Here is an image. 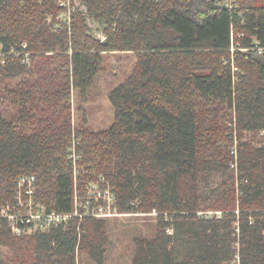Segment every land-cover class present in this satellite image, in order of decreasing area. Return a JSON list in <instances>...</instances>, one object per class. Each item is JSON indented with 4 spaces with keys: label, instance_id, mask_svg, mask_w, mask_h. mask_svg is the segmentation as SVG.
Returning <instances> with one entry per match:
<instances>
[{
    "label": "trees",
    "instance_id": "16d2710c",
    "mask_svg": "<svg viewBox=\"0 0 264 264\" xmlns=\"http://www.w3.org/2000/svg\"><path fill=\"white\" fill-rule=\"evenodd\" d=\"M61 1L0 0V204L32 174L37 203L73 213L75 141L81 188L105 175L120 212L160 213L131 264H264V146L242 140L264 131V0H81L59 20ZM110 51L138 52V71L110 92V128L74 130L72 89L87 91ZM61 57L63 81L49 70ZM236 137L231 168L221 141ZM210 208L222 216L199 214ZM108 221L73 217L28 237L0 217V246L29 239L31 264L80 253L104 264Z\"/></svg>",
    "mask_w": 264,
    "mask_h": 264
},
{
    "label": "rangeland",
    "instance_id": "374dc122",
    "mask_svg": "<svg viewBox=\"0 0 264 264\" xmlns=\"http://www.w3.org/2000/svg\"><path fill=\"white\" fill-rule=\"evenodd\" d=\"M72 3L73 5H70L69 1L63 0L60 2L66 10L62 11L57 19L61 20L69 16L70 6H81V0H72ZM258 3H261V1L258 0ZM89 22L91 33L95 37L104 40L106 38V25L102 21H96L92 18L89 19ZM56 60L57 59H55V62L51 63L49 70H51L50 73L53 76L56 75L63 81L65 71L70 70L71 72V67L65 62L64 57ZM139 63V53L136 51H110L103 54L101 69L95 77L93 85L87 91H82L79 88L72 89L69 99L71 108L68 112L70 111V120L74 130L81 128L82 130L89 129L92 131H102L113 125L115 120V108L109 98L110 92L135 74L138 71ZM241 74L243 75L244 72L242 71ZM60 81L55 82L60 84ZM33 121L36 120H30L28 122L31 123ZM37 124L38 122L35 123V125ZM228 125L232 127L235 126V123L233 120H229ZM242 140L248 141L251 143V146L262 147L264 146V131L258 133L246 132L244 133ZM239 143L240 140L237 137L232 144L226 141V139L221 141V144L226 146V149L230 151L232 156H234L232 165H230L231 168L233 167V164L236 165V160L240 154ZM234 151H236V153H234ZM103 178L107 180L105 175L95 177L94 180H98V182H95L98 188L106 190L107 183H105ZM86 182L88 183V181L84 179L83 188L85 187ZM108 183H110L116 192L113 182L110 180ZM236 184L238 185V181ZM9 202L10 200L8 203ZM8 203H6V205ZM37 204L38 206L45 208L43 204ZM1 207L3 206H0V208ZM159 214L160 213L157 210V213L122 212L114 216H108L107 254L104 264H131L135 252L136 238L153 236L157 224V220L154 217L159 216ZM199 214H209V216H212L213 214L221 215L223 214V211L211 209V211H201ZM166 216L167 214H164V218ZM33 233L35 232L28 233V237H30L29 234ZM0 251H2L4 256L9 259V264H31L32 262L33 251L29 239L12 242L6 247L0 246ZM76 264L97 263L92 261L87 254L80 253Z\"/></svg>",
    "mask_w": 264,
    "mask_h": 264
},
{
    "label": "built area",
    "instance_id": "2783aa9c",
    "mask_svg": "<svg viewBox=\"0 0 264 264\" xmlns=\"http://www.w3.org/2000/svg\"><path fill=\"white\" fill-rule=\"evenodd\" d=\"M239 71L240 69L234 61L233 72L235 80H237L236 73ZM70 157L75 164L74 212L48 211L46 208L38 206L36 201V176L32 174L22 175L18 179L15 200L13 202L10 201L7 205H0L3 206L0 208V217H5L8 220L13 234L21 236L37 232L38 230L45 231L51 227L66 224L73 217H108L122 213L117 207V196L114 188L106 179L103 178L105 183H107L106 190L96 186L95 182H98V180H86L88 183L86 182L85 187H80L78 181L79 169L76 165L78 153L75 149V141ZM233 166L236 165L233 164ZM151 213H157V210L154 209Z\"/></svg>",
    "mask_w": 264,
    "mask_h": 264
},
{
    "label": "bare ground",
    "instance_id": "6f19581e",
    "mask_svg": "<svg viewBox=\"0 0 264 264\" xmlns=\"http://www.w3.org/2000/svg\"><path fill=\"white\" fill-rule=\"evenodd\" d=\"M1 205V204H0Z\"/></svg>",
    "mask_w": 264,
    "mask_h": 264
}]
</instances>
